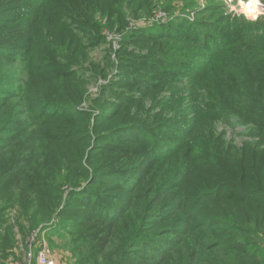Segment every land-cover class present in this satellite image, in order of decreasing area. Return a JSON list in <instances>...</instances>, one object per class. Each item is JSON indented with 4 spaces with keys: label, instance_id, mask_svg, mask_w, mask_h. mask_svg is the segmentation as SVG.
<instances>
[{
    "label": "trees",
    "instance_id": "obj_1",
    "mask_svg": "<svg viewBox=\"0 0 264 264\" xmlns=\"http://www.w3.org/2000/svg\"><path fill=\"white\" fill-rule=\"evenodd\" d=\"M135 1L140 0L33 2L37 10L32 13L36 15V12L60 15L88 25L92 30H97V27L102 30L101 23L107 29L116 27V32H125V37H122L121 41L124 46H138L140 50L152 49L145 54V59H149L150 62L144 61L145 72L141 73L157 75L159 80L154 82L147 80V77L141 79L143 75L137 79L138 76L135 74L132 77L134 80L126 77L124 83L129 84V88L138 87L148 91L164 86L176 89L169 90L167 92L169 95H166L168 97L163 95L162 100L165 102L159 104V112L153 116L154 122H158L164 110L175 113L182 98L180 91L186 89L184 87L186 85L176 82L183 76L182 72L177 71V67L188 64L185 58L194 63L189 67L190 73L186 74L191 80L190 88H187L190 93L188 99L182 100L184 106L186 99L188 100L187 107L190 103V109L195 114L185 121V124L176 120L175 125H180L177 133H181L179 145L172 151L163 150L159 153L161 156L152 153L153 163L150 164L148 171L139 172L137 178L128 183L125 182L128 179L119 181L129 193L125 206L117 213L110 212L92 220L96 232L83 240L79 238L75 241L79 245L73 249V253H76V264H102L105 253L114 247L119 248L115 260L110 264H264V143L243 140L242 146L239 147L232 139L227 140L224 129L218 131V127L224 125L239 137L250 135L264 137V22L253 24L251 30L237 22L227 23L223 30L218 28L219 22L216 20L196 22V27L203 29L213 26V31L221 36L217 38L208 32L211 30H206L203 33L205 46L201 47V51L207 53L199 56L197 52L193 53V50L182 53L183 49L190 47L189 44L199 46L197 41L187 36V20L185 21L187 18L183 14L168 21L165 26L154 24L149 28L142 27L129 31L130 21L124 18L123 8H129ZM55 6L63 12L56 11ZM203 9L217 11L219 7L205 6ZM116 13L120 18H112ZM38 17L42 20L39 14ZM38 17L33 21L25 20L5 27V32L0 34V80L7 77L8 73L5 74L3 66L8 67V63H11L9 66L15 64L20 67L24 72L23 76L25 78L27 76V81L25 79L24 82H20L18 93L0 97L1 218L9 201L16 199L19 205L32 203L30 200L36 190L44 183H48L41 179L37 172L40 167L38 159L41 157L37 151L40 147L44 148L47 143H64L71 138L67 139L66 134H58L59 139H48L38 134L42 128L56 130L63 127L59 124L63 123L64 119H70L72 122L76 115L68 104L76 105L80 101V98L70 102L58 100L53 95L42 96L44 87L65 83L74 85L79 83L82 87L84 82L72 70L60 72L64 66H57L55 62L45 67L55 69L57 72L53 74H46L45 70L34 68V64L39 63L37 58L41 52L54 56L61 54L68 59L66 49L62 47V53L57 49L46 52L51 48H44L39 52L31 51L37 41L34 26ZM225 19L227 18H221V22ZM177 28L183 29L184 32L175 30ZM94 33L87 41L102 42L101 31ZM166 40L182 43L184 47L180 54H173L168 51L173 48L159 42ZM67 42L74 44L78 41L68 36ZM20 44H24V48L17 49ZM223 56H227V60H223ZM29 71L44 72L45 76H39L43 78L33 86L34 79L31 80ZM93 73V77L106 78L104 68L95 66ZM102 97L100 96L96 102H102ZM128 102H124V105ZM11 107H17L19 110L10 113L8 109ZM21 107H26L27 110L23 111ZM98 110L99 114L95 117L93 128H97L101 123L104 124L100 126L110 124L117 113ZM29 117L33 121H39L34 125L37 139L45 141L38 144L39 148L34 144L30 147L25 144L27 136L23 135L24 120H28ZM57 119L61 120L59 124L53 122ZM199 123L203 127L198 126ZM128 127L130 125L118 126L101 135L110 138L114 134L131 131ZM59 131L66 133L65 128H60ZM71 135H75L74 131H71ZM158 135L148 136L149 148L152 149L150 138L159 137ZM74 140L80 144L87 141L86 138ZM145 142L144 139H124V146L113 145L112 150L107 152H115L113 157L118 154L117 158L122 160V168L113 169L119 171L120 175L128 176L135 170L136 165L148 163V158L146 160L143 158L145 161L143 159L142 161L141 152L135 149L138 144L142 145L139 148L146 147ZM131 144L135 145L134 148ZM91 150L90 156L102 154L96 152L97 148ZM76 151L80 153L81 148L78 146ZM161 157L163 158L159 159ZM90 165L91 160L83 164L79 160V169L76 171L79 175L71 178L68 174L65 180L59 181L65 190L68 189V205L71 204V196L74 198L80 191L87 192L88 189L81 186L85 180L92 184L94 177L99 175L101 170L89 173L86 166L90 168ZM99 165L105 166L101 163ZM67 167L64 168L62 161L59 171L65 170L68 173ZM153 184H156V187ZM159 186L162 188L161 195L164 199L161 206H165V201L175 195L173 201L176 202H167L165 206L167 208H163L164 212H158L162 208H153ZM138 191H142L144 196L140 203L135 204L134 195ZM11 192L13 194L9 196ZM75 200L77 201V198ZM80 205L86 208L85 204ZM63 212L71 213L72 216L77 215L71 208ZM63 212L56 213L55 216L59 217ZM50 215L51 217L54 215L52 211L45 213L43 217L48 220L51 218ZM153 217L157 218L153 221ZM87 219L84 217V220ZM29 222L30 228L34 229L36 227L34 218ZM2 224L7 223L0 221V260L4 261L11 255L8 251L12 247L13 227L6 225L3 228ZM44 227L40 228L38 242H41L42 233L46 237L53 229L47 228L49 230L46 232L47 229ZM17 228L21 229L19 223ZM157 229L158 232L163 231L162 235L167 236V240L165 242L163 240L161 244L146 242L147 233ZM135 247L145 249L151 255L133 259L130 254ZM37 250L35 248V255ZM17 260L19 261V258ZM31 264H35V257Z\"/></svg>",
    "mask_w": 264,
    "mask_h": 264
},
{
    "label": "rangeland",
    "instance_id": "obj_2",
    "mask_svg": "<svg viewBox=\"0 0 264 264\" xmlns=\"http://www.w3.org/2000/svg\"><path fill=\"white\" fill-rule=\"evenodd\" d=\"M34 1L35 0H0V34L5 32V27L13 26L25 20L33 21L39 14L42 20L38 17V21L35 23L34 34L36 35L37 41L35 45L32 46L31 51L39 52L41 49L51 48L47 49L46 52L57 49L59 53H62V47L66 49L65 53L68 55V59L62 57L61 54L60 56H54L41 52L40 57L37 58L39 63L35 61L34 68H41L45 70L44 72L46 74H53L57 72L55 69L45 67L55 62L57 66H64L63 69H60V72L72 70L75 72V75L84 82H82V87L79 83L76 85L73 83H65L59 86L49 85L43 89L42 96L53 95L61 101L71 102L72 100L80 98L78 104H68L70 110L74 111L73 114L76 115L72 122L69 121L70 119H64L63 123L59 124L61 120L57 119L53 122L63 127H58L56 130L42 128L38 131V134L48 139H59L58 136L61 134H66L65 136L67 139L71 138L64 143H47L44 148L40 147V150L37 151V154L41 156L38 159V166L40 167L37 169V172L39 177L48 181V183H44L36 190L34 197L30 200L32 203L19 205V202L14 199L6 204L4 215L2 218L0 216V221L2 220L3 223H7L6 225L13 227V239L12 247L8 251L11 255L7 260L3 261L1 259L0 264H27V239L33 236V233L40 231V228L43 226H45V230L51 227L53 229L44 239H40L41 242L39 241L35 244L32 248V252L35 251V248L40 249L43 247L49 251L54 264H76V253H73V249L79 247V245L75 241L79 238L83 240L90 234L96 232L95 224L92 220L110 214V212L117 213L119 209L125 206L129 193L126 191L125 187L120 185L119 181L122 182V179H128L125 181L128 183L134 178H137L136 176H138L139 172L143 173L148 171L150 164L153 163L151 162L152 153L157 154L156 156H161L162 154L159 153L163 152V150L172 151L175 146L179 145L181 133H177V129L180 128L178 127L180 125H175L176 122L178 121L185 124V121L187 122V120L195 114V112L190 109V103L187 107V99L190 93L187 88H190L191 80L189 78L190 76L186 75L190 73L189 67L194 63L184 57L188 64L177 67V71L182 72L183 76L178 78L176 82L179 81L181 84L186 85L184 86L186 89H181L180 91L182 98H187L185 106L181 98L180 105L175 113L167 112L163 108V115L158 119V122H154L153 116L159 112V104L165 102V100H162L163 95H169V93H167L169 90L176 89L164 86L148 91L138 87L134 89L129 88V84L124 83L126 77L132 78L135 74L138 76L137 79H139L140 75H143L141 79L147 77V80L150 81L156 82L159 80L157 75L151 73L145 75L141 73L145 72L144 61L150 62L149 59H145V54L152 49L140 50L138 46H124L121 41L123 39L122 37H125V32H116V27L107 29V27L102 26L103 24L101 23L102 30L98 27L97 30H92L88 25H83L77 20L73 21L60 15L47 14L45 12L42 14L36 12V15L32 13L37 10V6L33 4ZM231 2L235 4L236 0H231ZM262 4H264V0H262ZM205 6L219 7V10H204L203 8ZM55 10L60 13L63 12L59 10L57 6H55ZM262 10L264 11V9ZM123 12L125 14L124 18L130 21L128 27L129 31H134L142 27L149 28L154 26V24L166 25L168 21H172L175 17L183 14L184 17L187 18L185 19V21L187 20L186 28L188 27L187 36L197 41L199 46L189 44L190 47H186L182 50L184 47L182 43L177 44L167 40L159 41L168 48H173L168 51L176 55L180 54V50H182V53L186 51L191 52L193 50V53L197 52L199 56H203V54L207 53L206 51H201V47L205 46L203 43V33H205L206 30H211L208 32L212 34V36H216L217 38L221 37L216 31H213V26H211L212 28L207 27L203 29V27H196V22H212L216 20L219 22L218 25H216L221 30L225 28L227 23L231 22H237L242 27L250 30L253 29L251 28L253 24L264 22V14L255 21L245 19L242 14L237 16L236 13L231 11L228 0H140L133 2L127 9L123 8ZM158 15L161 16L159 17ZM133 16L136 17L134 18ZM117 17L120 18L116 13L112 18L115 19ZM221 18L227 19L221 22ZM180 20L182 21V19ZM189 28L191 29L189 30ZM98 30L101 31L103 41L100 43H89L87 40H89L91 36H94V32ZM175 30L184 32L183 29L179 28ZM129 31L126 30V32ZM200 33H202V35H200ZM192 34H195V36L193 37ZM68 36H72L78 42L74 44L68 43ZM173 44L175 46H173ZM20 48H24V44H20L17 49ZM28 49H30V46ZM174 50L176 51L174 52ZM118 51L120 52L117 53ZM223 60H227V56H223ZM9 65H11V63H8V67L3 66L5 74H8L7 77L0 80V97L10 93H18L17 88H19L20 82H24L25 79L27 81V76L26 78L23 76L24 72L20 67L15 64H12V66ZM95 66L105 69L106 78H99L98 76L93 77ZM44 72H28L32 76L31 80L34 79L33 86L37 84L40 78L45 76ZM132 79L134 80V78ZM102 88L103 92H101ZM22 92L23 91H21V93ZM100 96H103L102 102L97 103L96 100ZM127 101L129 102L124 105V102ZM21 108L23 111L27 110L26 107ZM187 108L189 109L187 110ZM98 109H104L108 113H117L110 124L100 126L104 124L101 123L97 128H93V126H95V117L99 114ZM18 110L17 107H11L8 109V112L16 113ZM174 118H176L175 121ZM38 122L39 121L31 120L30 117L28 120H24L25 127L23 135L27 136L25 144L28 147L34 144L39 148L38 144H43L45 142L42 141V139H37L38 137L34 125ZM125 125H130L128 128H130L131 131H123V133L114 134L113 137L110 138L101 135L103 132L111 131L115 127ZM198 126L203 127L201 123H199ZM60 128H65L66 133H63L64 131H59ZM223 129L226 132L227 140L232 139V142L239 147L242 146L243 140H256L259 141L260 144L264 143L263 136L258 137L250 135L239 137L235 135V132H232L229 127H224V125L218 127L219 132ZM183 130L185 131L186 128H183ZM71 131H74L75 135H71ZM153 135H158L159 137L150 138V143L152 144L151 149L148 146V136ZM81 138H86L87 141L80 144L79 141L75 142L74 140H79ZM124 139H144L146 141L144 144L146 147L143 146L144 148H139L142 147V145L138 144V147L135 149L141 152V160L143 158H145V160L148 158L147 160L149 161L148 163L144 162L136 165L135 170L128 176H126V174L120 175L119 171L113 169L122 168V160L117 158L118 154L116 157H113L115 152H107L108 150H112L111 147L113 145L124 146ZM156 140L157 143H155ZM78 146L81 148L80 153L76 151ZM131 146L134 148L135 145L131 144ZM91 148H97L96 152H101L102 154L99 155V153H96V156H90V152L92 151ZM162 158L163 157L159 159ZM79 160L81 164L87 160L92 161L90 168L86 166L89 173L93 172V170L101 171L99 175L94 177L92 184L87 180L82 183L81 186L87 188V192L83 191L81 193L80 191L76 194V197L73 198L71 196V204L68 205V189L65 190L59 181L65 180L68 174L71 178L79 175V173L76 172L79 169ZM62 161L64 168L68 166V173L65 170L63 172L59 171ZM100 163L105 164V166L99 165ZM153 185L156 187V184ZM151 188L152 186L149 189ZM161 191L162 188L159 186L157 195L154 198L155 202L153 208H162V210L158 212H164L163 208H167L165 207L167 202H176L173 201L175 199L174 195L165 201V206H161L160 204L164 202ZM12 194L11 192L8 195L11 196ZM143 196L144 193L138 191L134 195L136 203L134 199L133 202L135 204L140 203ZM75 198H77V201ZM146 198L150 200L149 197L146 196ZM80 204H85L86 208ZM67 208H71L77 215L72 216L71 213L63 212L67 210ZM49 211H52L54 215L52 217L50 215L51 218L46 220L43 215L45 213L47 214ZM59 212H63V214L56 217V213ZM84 217L88 219L84 220ZM33 218L36 227L31 229L29 220ZM153 218L152 220L154 221L157 217ZM206 220L208 221V219ZM209 220H212V218H209ZM73 221L78 223L71 224ZM17 223L20 224L21 229L17 228ZM6 225L2 224L1 226L5 228ZM48 230L49 229H47L46 232H48ZM162 234L163 231L160 230L158 232V229L151 231L147 233L145 241L152 244H161L163 240L165 242L168 238ZM207 246L208 248L210 247L209 242ZM118 248L119 247H114L111 251L106 252L102 258V264H110L113 262ZM145 255H151V253L145 249L135 247L132 249L130 257L134 259L135 257H145ZM18 258L19 261L17 260ZM208 261L211 260L208 259Z\"/></svg>",
    "mask_w": 264,
    "mask_h": 264
},
{
    "label": "clouds",
    "instance_id": "obj_3",
    "mask_svg": "<svg viewBox=\"0 0 264 264\" xmlns=\"http://www.w3.org/2000/svg\"><path fill=\"white\" fill-rule=\"evenodd\" d=\"M228 5L237 16L243 15L245 19L255 21L261 14H264L262 0H236L233 4L228 0Z\"/></svg>",
    "mask_w": 264,
    "mask_h": 264
},
{
    "label": "built area",
    "instance_id": "obj_4",
    "mask_svg": "<svg viewBox=\"0 0 264 264\" xmlns=\"http://www.w3.org/2000/svg\"><path fill=\"white\" fill-rule=\"evenodd\" d=\"M158 16L160 17L161 15ZM33 234H34L33 236L27 239V250H26L27 264H31L34 257H35V264H54V261L51 259L50 253L46 248L41 247L40 249H38L36 255L34 254V252H32V248L35 246V244L38 243L39 231ZM40 237L41 239H44L43 233L40 235Z\"/></svg>",
    "mask_w": 264,
    "mask_h": 264
}]
</instances>
